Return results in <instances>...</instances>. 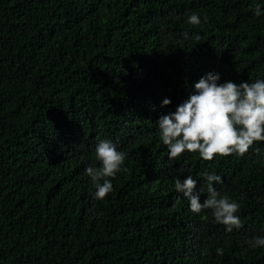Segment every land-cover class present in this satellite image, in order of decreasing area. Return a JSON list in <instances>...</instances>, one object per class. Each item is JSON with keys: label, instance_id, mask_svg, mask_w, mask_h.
<instances>
[{"label": "trees", "instance_id": "16d2710c", "mask_svg": "<svg viewBox=\"0 0 264 264\" xmlns=\"http://www.w3.org/2000/svg\"><path fill=\"white\" fill-rule=\"evenodd\" d=\"M210 72L264 79V0H0V264H264L248 243L264 237V142L170 160L160 138ZM104 139L126 159L98 200L86 169ZM205 173L241 228L176 191L191 175L203 202Z\"/></svg>", "mask_w": 264, "mask_h": 264}, {"label": "clouds", "instance_id": "9594fccd", "mask_svg": "<svg viewBox=\"0 0 264 264\" xmlns=\"http://www.w3.org/2000/svg\"><path fill=\"white\" fill-rule=\"evenodd\" d=\"M254 13L259 17L261 7L256 4ZM205 17V21H206ZM189 24L200 25V16L193 13L188 17ZM184 38L189 39L187 32ZM200 39L199 35L195 36ZM219 73H207L194 85V93L177 106L174 112L162 115L158 120L160 138L168 149V158L174 160L185 152L198 153L205 161H212L217 155L227 157L232 154L243 156L256 142H264V79L254 83L233 82L220 83ZM171 104L165 98L162 107ZM95 157L99 167L89 166L86 175L90 177L95 188L94 197L105 199L113 191L109 178H115L122 170L126 154L117 150L116 145L108 139L100 140L95 148ZM207 196L201 202L203 190L195 193L197 180L191 175L182 182L175 180V189L182 192L190 201V210L201 213L211 209L217 223L226 226L231 233L234 228L242 227L236 213L240 204L221 194L213 183L223 180L216 174H207ZM254 247H264V237H255L248 242ZM223 254L222 249L217 250Z\"/></svg>", "mask_w": 264, "mask_h": 264}]
</instances>
